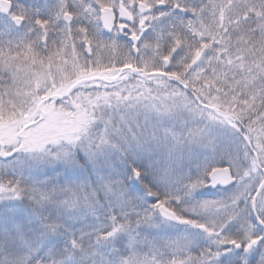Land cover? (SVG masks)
Instances as JSON below:
<instances>
[{
	"label": "snow or ice",
	"instance_id": "6c2138e0",
	"mask_svg": "<svg viewBox=\"0 0 264 264\" xmlns=\"http://www.w3.org/2000/svg\"><path fill=\"white\" fill-rule=\"evenodd\" d=\"M0 264H264V0H0Z\"/></svg>",
	"mask_w": 264,
	"mask_h": 264
}]
</instances>
